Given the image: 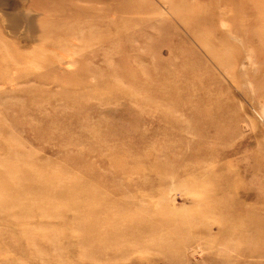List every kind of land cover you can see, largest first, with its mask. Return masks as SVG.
<instances>
[{"label":"rangeland","instance_id":"rangeland-1","mask_svg":"<svg viewBox=\"0 0 264 264\" xmlns=\"http://www.w3.org/2000/svg\"><path fill=\"white\" fill-rule=\"evenodd\" d=\"M0 1V264H264V0Z\"/></svg>","mask_w":264,"mask_h":264},{"label":"bare ground","instance_id":"bare-ground-1","mask_svg":"<svg viewBox=\"0 0 264 264\" xmlns=\"http://www.w3.org/2000/svg\"><path fill=\"white\" fill-rule=\"evenodd\" d=\"M1 2V1H0ZM0 4H2V3H0ZM5 53V52H4ZM11 53V52H10ZM5 55V54H4ZM12 59V58H11ZM14 60H15V58H13ZM86 59V58H85ZM15 61H13V63H14ZM18 62V61H17ZM88 62V61H87ZM15 65V64H14ZM8 66V65H7ZM3 68V67H2ZM18 68V67H17ZM21 68H22V66H21ZM61 68V67H60ZM19 70V69H18ZM21 70V69H20ZM40 70V69H39ZM86 70V69H85ZM17 71V70H16ZM59 71V70H58ZM42 72V71H41ZM46 72V71H45ZM51 72V71H50ZM40 73V72H39ZM44 73V72H43ZM72 73V72H71ZM3 79V78H2ZM44 79V78H43ZM17 80V79H16ZM38 83V82H37ZM22 88V87H21Z\"/></svg>","mask_w":264,"mask_h":264}]
</instances>
